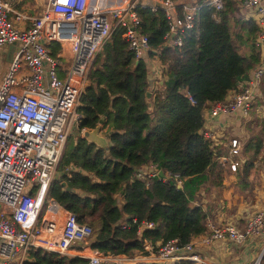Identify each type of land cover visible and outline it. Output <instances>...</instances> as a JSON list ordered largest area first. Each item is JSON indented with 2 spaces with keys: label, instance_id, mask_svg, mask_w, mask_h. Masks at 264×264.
I'll return each instance as SVG.
<instances>
[{
  "label": "trees",
  "instance_id": "obj_1",
  "mask_svg": "<svg viewBox=\"0 0 264 264\" xmlns=\"http://www.w3.org/2000/svg\"><path fill=\"white\" fill-rule=\"evenodd\" d=\"M135 10L139 32L151 50H158L161 83L148 88L144 60H133L121 29L115 28L87 70L77 106L82 114L78 129L99 130L103 118L100 127L107 139L97 145L75 130L46 191L77 221L98 226L92 250L123 258L146 255L145 245L155 250L158 243L176 239L181 246L205 234L206 210L193 197L207 189L206 183L218 185L216 156L224 152L201 137L202 115L259 62L254 46L258 28L242 18L235 0H223L215 19L213 9L202 4L192 28L173 48H160L167 31L161 10ZM49 49L53 52L52 44ZM149 164L175 174L180 187L172 177L161 181L153 176L147 183L131 177ZM20 264H86V259L29 248ZM259 264H264V252Z\"/></svg>",
  "mask_w": 264,
  "mask_h": 264
},
{
  "label": "built area",
  "instance_id": "obj_2",
  "mask_svg": "<svg viewBox=\"0 0 264 264\" xmlns=\"http://www.w3.org/2000/svg\"><path fill=\"white\" fill-rule=\"evenodd\" d=\"M44 0L39 15L20 27L24 19L13 12L8 0H0V47L12 45L0 72V264H20L29 248L62 256L83 257L86 264H214L194 250L212 247L215 242L240 245L247 239L261 237L259 250L248 264H259L264 252V206L251 211L241 228L230 222L206 223L205 234L178 246L176 239L158 243L155 250L145 245L140 258L111 257L91 249L96 234L92 223L79 222L75 215L46 196L54 178L67 136L78 129L82 118L77 110L85 86V77L95 55L115 28L134 60H144L153 52L146 35L139 32L136 6L160 9L167 21L160 48L179 47L183 33L192 28L202 4L213 9L212 18L222 8L223 0ZM242 18L251 19L258 28L254 46L264 54L263 0H235ZM201 2V3H200ZM10 12L14 13L13 19ZM60 43L69 45L68 56L58 53ZM53 45L54 53L49 49ZM152 56V57H153ZM160 70H158L159 74ZM264 80V61L251 69L243 82L228 91L222 100L209 104L202 115V126L208 118L233 112L247 114L252 92ZM213 146L222 144V132L199 131ZM226 150L218 159L235 171L239 154L236 138H229ZM264 172V160L262 162ZM156 176L161 181L175 174L162 173L153 164L132 174L143 180ZM91 224V225H90ZM143 227L150 228V223ZM139 228L137 233L140 232ZM245 264V263H242Z\"/></svg>",
  "mask_w": 264,
  "mask_h": 264
},
{
  "label": "crops",
  "instance_id": "obj_3",
  "mask_svg": "<svg viewBox=\"0 0 264 264\" xmlns=\"http://www.w3.org/2000/svg\"><path fill=\"white\" fill-rule=\"evenodd\" d=\"M8 2L13 12L20 13L24 17V19L16 20L15 24L25 27L30 18L40 14L44 0H8ZM146 3L150 1L146 0ZM13 12H10L11 19L14 16ZM57 48L58 51L62 50L60 46ZM9 54L7 47H0V72ZM1 58H4V61ZM153 58L154 56H150L144 59L146 83L150 90L155 87L154 83H161L158 74L160 62ZM260 61H264V54H260ZM251 69L247 75L251 73ZM251 92V106L246 115L240 112L217 115L208 118V122L202 126V129L209 128L223 133L222 144L217 145L221 152L226 150V142L229 138H236L240 146L239 154L235 157L238 161L235 171H230L226 163L216 159L220 164L218 165L220 176L216 179L218 185L213 187L206 183L207 189L201 190L193 197V202L206 210V223L230 222L241 228L249 212L264 206L262 168L264 160V80H261ZM97 134L102 136L100 133ZM102 137L104 141L107 139L106 134ZM93 227L97 231L98 226L94 224ZM260 242L261 237L255 236L240 245L215 242L212 247L197 246L194 250L214 264H248L256 257Z\"/></svg>",
  "mask_w": 264,
  "mask_h": 264
},
{
  "label": "water",
  "instance_id": "obj_4",
  "mask_svg": "<svg viewBox=\"0 0 264 264\" xmlns=\"http://www.w3.org/2000/svg\"><path fill=\"white\" fill-rule=\"evenodd\" d=\"M12 49V45L8 46V50L10 51ZM146 98L149 97V92L147 91L145 93ZM102 120L103 118H100L98 120V125L102 124ZM98 130L97 127H94L92 129H88V130H83L81 132V134L79 135L81 138L86 139L89 142H94L96 144H101L104 141V138L102 136H99L98 134ZM159 175H162L161 172H159ZM61 186L65 187L66 189H68V187L66 186L65 182H60Z\"/></svg>",
  "mask_w": 264,
  "mask_h": 264
},
{
  "label": "rangeland",
  "instance_id": "obj_5",
  "mask_svg": "<svg viewBox=\"0 0 264 264\" xmlns=\"http://www.w3.org/2000/svg\"><path fill=\"white\" fill-rule=\"evenodd\" d=\"M69 47V45L67 44V43H60V48L62 49V50H59L58 51V53H60L61 55H63V56H68V48ZM63 49H64V51H63ZM51 51V50H50ZM52 53H54V49H53V52ZM158 68L161 70V68H162V66L159 64V66H158ZM84 84H86V81H85V83ZM101 125H98V127L100 128L99 130H98V133H100L102 136H104L106 133L105 132H103V130L101 129V127H100ZM73 136H75V134L74 133H72V134H70L69 136H67V139H66V141H65V143L63 144V146L68 142V141H71L70 139H72V137ZM98 145V144H97ZM63 148V147H62ZM56 176V172H55V174H54V177ZM88 223V222H87ZM89 224V223H88ZM91 225V224H90ZM94 225V224H93ZM142 255H140V254H138V253H136L135 255H133L132 257H129V258H136V259H138V258H140ZM17 261H19V260H17ZM16 260H12V261H8L7 262V264H18V262H17Z\"/></svg>",
  "mask_w": 264,
  "mask_h": 264
},
{
  "label": "clouds",
  "instance_id": "obj_6",
  "mask_svg": "<svg viewBox=\"0 0 264 264\" xmlns=\"http://www.w3.org/2000/svg\"><path fill=\"white\" fill-rule=\"evenodd\" d=\"M152 56H153V55H152ZM157 58H158V57H157ZM154 84H155V83H154ZM210 144H211V143H210ZM211 145H212V144H211ZM223 154H224V153H223ZM223 154H222V155H223ZM222 155H220V156H222ZM220 156H216V159L219 160L218 157H220ZM159 172H161V171H159ZM161 174H162V172H161ZM92 224H94V223H92ZM205 225H206V222H205ZM70 257H74V256H70ZM81 258H83V257H81Z\"/></svg>",
  "mask_w": 264,
  "mask_h": 264
},
{
  "label": "bare ground",
  "instance_id": "obj_7",
  "mask_svg": "<svg viewBox=\"0 0 264 264\" xmlns=\"http://www.w3.org/2000/svg\"><path fill=\"white\" fill-rule=\"evenodd\" d=\"M63 51H64V49H63Z\"/></svg>",
  "mask_w": 264,
  "mask_h": 264
}]
</instances>
